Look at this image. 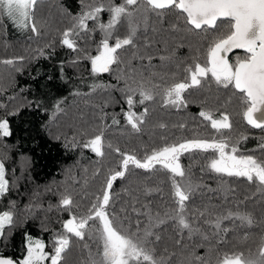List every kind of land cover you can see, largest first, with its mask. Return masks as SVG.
Masks as SVG:
<instances>
[{"label": "trees", "instance_id": "1", "mask_svg": "<svg viewBox=\"0 0 264 264\" xmlns=\"http://www.w3.org/2000/svg\"><path fill=\"white\" fill-rule=\"evenodd\" d=\"M55 7H59L62 14L50 24L48 11ZM65 8L75 14L79 11L78 0H39L35 9L39 35L28 29L20 30L6 17H0V61L20 56L25 58L12 65L0 62V118H8L12 131L11 136L0 137V159L5 162L8 178L15 181L12 190L0 200V211L8 210L10 202L15 201L16 219V226L8 232L6 240L0 241V252L18 260L25 254L26 233L33 238H42L47 245L46 250H51L53 233L61 231V221L68 218V213L55 208L51 211L48 209L50 205H57L62 195L71 194L79 205L78 214H86L93 195L101 189L109 169H116L119 165L120 156L114 151L116 147L142 157L146 150L150 152L152 148L165 142H178L199 135L227 138L233 144L239 141L241 154L262 155L258 145L261 143L260 138L264 137V131L252 128L243 119L238 90L231 85L225 88L217 84L210 74L201 87L189 89L184 94L189 101L186 108L164 106L159 95L154 101L138 105L135 111L140 112L147 107L149 112L141 131L132 130L121 111L122 108L127 110L119 91L124 87L123 81L117 83L115 72L92 76L90 62L85 60L71 66L69 62L77 53L59 45L60 32L72 23L71 18L63 11ZM103 19L107 20L106 14ZM173 23H178L181 30L172 31L170 25ZM221 28L226 30L223 24ZM125 33L126 27L121 28L118 34ZM216 34L188 31L183 19L177 20L174 10L168 12L163 22L154 15L150 16L147 30L141 27L137 44L142 52L153 56L152 67H148L146 59L132 60V66L137 69L136 79H140V72L144 78L149 77L152 72L167 74L163 81L158 77L153 79V83L162 86L172 82V73H176L177 79H183V68L193 63V57L202 65L206 62L208 43ZM145 37L151 45L146 49L143 47ZM95 39H100L99 34ZM53 42L54 54L52 48H46L45 55L36 58L37 49L45 48V45ZM91 51L93 55L96 54L94 45L91 46ZM132 51L128 48L120 52L125 62ZM244 55L245 51H234L229 55V61L234 62L237 56ZM160 56H171L172 59L161 61ZM120 67L124 68L125 64ZM93 83L116 84L117 87L92 92L89 86ZM75 91H79L81 95H74ZM59 100L63 101L60 105L62 111H57L55 107ZM202 110L211 112L216 119L221 114H227L232 128L217 132L211 128L210 121L199 116ZM13 112L17 114L12 115ZM102 113H107V118L101 120ZM113 115H116L119 124L112 123ZM161 124L166 127L161 128ZM181 124L184 125L183 128L180 127ZM100 128L105 133V155L102 158L97 157L90 149L73 146V138L77 144H82ZM241 136L247 138L241 140ZM109 143L111 148L107 147ZM213 155L211 151L205 153L197 150L182 155L181 163L185 166L193 165L195 181L206 183L213 189L223 186L234 191L227 193V199L224 192L198 193L190 203L189 210L207 206L210 212L219 214L228 209L236 211L239 206L240 211L251 213L253 223L249 225L239 220L224 221L222 227L231 231L222 234L226 242L218 245L217 237L212 236L214 229L201 221L199 226L209 235V240L204 242L199 236L189 240L185 230L182 246L176 244L180 237L175 226L171 222L162 225L158 230L161 240L155 247L157 254L175 253L172 264H187L193 250L195 255L207 254L211 264H215L216 257L225 251L242 252L245 256H256L259 252L261 238L264 237V191L258 190L257 184L249 183L245 178L221 177L210 171L201 172V168L207 165ZM97 169L100 170L98 175L95 174ZM161 181L164 183L161 184ZM145 182L153 187L159 185L163 194L154 192L145 197ZM125 187L132 190L141 203L150 201L154 211L158 210L161 215L174 207L170 197L168 173L159 166L157 171L151 173L150 179L144 170L134 169L126 180L114 183L115 193L118 194L117 210L130 199L122 192ZM241 201L244 203L241 204ZM28 206H31V211ZM45 228L48 231H44ZM86 242L92 244L91 241ZM201 243L205 246L195 247ZM91 250L94 254L97 252L95 244H92ZM89 261L88 250L82 247V242L73 238L72 246L65 254L64 264H89ZM45 264H50V261Z\"/></svg>", "mask_w": 264, "mask_h": 264}, {"label": "snow or ice", "instance_id": "2", "mask_svg": "<svg viewBox=\"0 0 264 264\" xmlns=\"http://www.w3.org/2000/svg\"><path fill=\"white\" fill-rule=\"evenodd\" d=\"M38 2L39 0H0V17H6L20 30L28 29L39 35L40 29L35 21ZM78 4L79 11L75 14L66 8L63 9L72 23L60 32L59 45L77 53L69 62L71 66L85 60L90 62L92 76L115 72L117 83L123 81L124 87L119 91L127 110L122 108L121 111L132 130L141 131L149 112L147 107H144L143 111H135L138 105L154 101L159 95L164 106L186 108L189 101L184 94L189 89L201 87L202 82L210 74L217 84L225 88L231 85L238 90L243 107V119L252 128L264 131V0H119V2L78 0ZM173 10L176 12L177 20L183 19L188 31L217 33L208 43L206 62L202 65L193 57V63L183 68L184 78L177 79L176 73H172V82L166 86L153 83V79L158 77L163 81L167 74L152 72L149 77L144 78L140 72V79L137 80V69L132 66V60L146 59L148 67H152L153 60V56L142 52L137 44L141 27L147 30L152 15L163 22L168 12ZM105 14L106 21L103 19ZM222 24L226 30L221 28ZM124 27L126 33L119 35V30ZM170 28L172 31L181 30L178 23L171 24ZM97 34L100 36L99 40L95 39ZM92 45L95 46L94 55L91 51ZM150 46L148 38L145 37L143 47L146 49ZM46 48H52L54 54L55 42L37 49L36 58L44 56ZM128 48L133 51L125 62L120 52ZM234 49H242L246 55L237 56L234 62H230L227 54ZM24 59L20 56L0 62L12 65L17 60L22 62ZM159 59L170 61L172 57L160 56ZM121 64H125V67L121 68ZM177 67L179 68V65ZM61 78L63 79V76ZM89 87L95 92L97 89H116L117 85L93 83ZM73 94L81 95L79 91ZM62 103V100L56 102L57 111H62L60 108ZM199 116L210 121L211 128L217 132L232 128L227 114H221L220 118L216 119L211 112L202 110ZM105 118L107 113H102L101 120ZM112 123H120L116 115L112 116ZM160 127L165 128L166 125L161 124ZM180 127L183 128L184 125L181 124ZM11 135L8 118H0V137ZM104 136V129L100 128L82 144H77L73 138V146L90 149L97 157L102 158L105 155ZM246 138L240 137L241 140ZM260 140L258 149L261 156L241 154L238 148L239 141L233 144L227 138H207L199 135L178 142H165L159 147L152 148L150 152L146 150L142 157L135 153L123 152L116 147L114 151L120 156L119 165L116 169H109L101 189L93 195L86 214H78L79 205L75 203L71 194L62 195L57 205L49 206V211L55 208L57 211L68 213V218L61 221V231L53 233L51 250H46L47 245L42 238H33L26 233L23 258L18 260L0 252V264H45L46 261H50V264H64L65 254L71 248L73 238L82 242V247L88 250L89 264H172L175 253L157 254L155 247L161 240L158 230L169 222L175 226L180 237L176 240L178 246L183 245L185 230L189 240L195 236H199L204 242L209 240V235L199 226L201 221L214 229L212 236L217 237L218 245L225 243L222 234H227L231 229L222 227L224 221L239 220L251 225L253 223L251 213L240 211L239 206L236 211L228 209L225 213L219 214L210 212L207 206L190 211L189 205L198 193L224 192L227 199V193L234 190L223 186L213 189L206 183L195 181L193 165H183L181 157L185 153L197 150L205 153L211 151L214 154L213 158L201 168V172L210 171L221 177L245 178L247 182L257 184L258 190L264 191V137ZM107 147L111 148V143ZM157 166L168 173L170 197L174 207L161 215L158 210L154 211L150 201L141 203L140 199L133 195L132 190L125 187L122 192L130 199L117 210L118 194L115 193L114 183L126 180L134 169L144 170L150 179L151 173L157 171ZM7 172L4 160L0 159V200L15 185V181L8 178ZM99 172L97 169L95 174L98 175ZM163 183L164 181H161V184ZM154 192L163 194V189L159 185L153 187L145 182L144 196L147 197ZM14 209L15 201H11L8 210L0 211V241L6 240L8 232L16 226ZM28 210L31 211V206H28ZM133 216L135 219H132ZM44 231L48 229L45 228ZM86 241L96 245L95 254L91 250L92 244ZM204 246V243L195 245ZM164 251L167 253V249ZM187 264H211V261L207 254L195 255L193 250ZM215 264H264V237L261 238L256 256L225 251L216 257Z\"/></svg>", "mask_w": 264, "mask_h": 264}, {"label": "rangeland", "instance_id": "3", "mask_svg": "<svg viewBox=\"0 0 264 264\" xmlns=\"http://www.w3.org/2000/svg\"><path fill=\"white\" fill-rule=\"evenodd\" d=\"M60 13L62 14V11H59V7H55V8H49L48 11V23L51 24L52 20L57 17L58 15H60Z\"/></svg>", "mask_w": 264, "mask_h": 264}, {"label": "water", "instance_id": "4", "mask_svg": "<svg viewBox=\"0 0 264 264\" xmlns=\"http://www.w3.org/2000/svg\"><path fill=\"white\" fill-rule=\"evenodd\" d=\"M239 50H242V49H239ZM234 51H237V49H234L232 52H234ZM242 51H244V50H242ZM232 52H230V53L227 54V58H228V59H229V55H230Z\"/></svg>", "mask_w": 264, "mask_h": 264}]
</instances>
